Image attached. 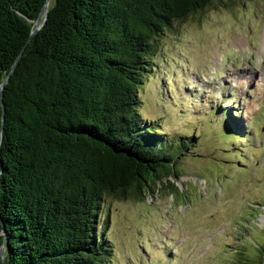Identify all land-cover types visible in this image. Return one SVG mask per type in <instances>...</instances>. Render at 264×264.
<instances>
[{"label":"trees","instance_id":"trees-1","mask_svg":"<svg viewBox=\"0 0 264 264\" xmlns=\"http://www.w3.org/2000/svg\"><path fill=\"white\" fill-rule=\"evenodd\" d=\"M223 1L234 0H50L31 35L46 0H0L6 264H109L105 202L176 193L189 143L142 120L141 95L161 40Z\"/></svg>","mask_w":264,"mask_h":264},{"label":"rangeland","instance_id":"rangeland-1","mask_svg":"<svg viewBox=\"0 0 264 264\" xmlns=\"http://www.w3.org/2000/svg\"><path fill=\"white\" fill-rule=\"evenodd\" d=\"M160 47L139 115L160 137L189 146L178 158L179 178L170 179L176 193L167 185L144 200L105 202L109 264H257L264 251V0L212 3Z\"/></svg>","mask_w":264,"mask_h":264},{"label":"water","instance_id":"water-1","mask_svg":"<svg viewBox=\"0 0 264 264\" xmlns=\"http://www.w3.org/2000/svg\"><path fill=\"white\" fill-rule=\"evenodd\" d=\"M49 3H50V0H46L37 20L35 22V29L32 31L31 35L35 34L41 28L42 23L45 22L46 16H47V8H48ZM5 83H6V81L4 82V84ZM2 87H3V85L0 87V100H1ZM1 134H2V131H1ZM2 235H4V231L2 232ZM0 252H1V260H2L3 264H6V257L3 255V246H1Z\"/></svg>","mask_w":264,"mask_h":264}]
</instances>
